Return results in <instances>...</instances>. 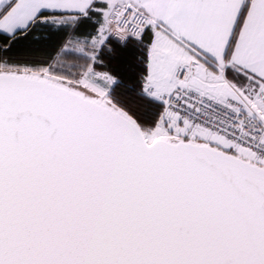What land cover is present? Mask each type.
Segmentation results:
<instances>
[{
  "label": "snow or ice",
  "instance_id": "snow-or-ice-1",
  "mask_svg": "<svg viewBox=\"0 0 264 264\" xmlns=\"http://www.w3.org/2000/svg\"><path fill=\"white\" fill-rule=\"evenodd\" d=\"M0 264H264V0H0Z\"/></svg>",
  "mask_w": 264,
  "mask_h": 264
}]
</instances>
